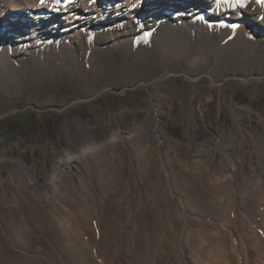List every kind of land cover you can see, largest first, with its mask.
<instances>
[{
	"label": "rangeland",
	"instance_id": "1",
	"mask_svg": "<svg viewBox=\"0 0 264 264\" xmlns=\"http://www.w3.org/2000/svg\"><path fill=\"white\" fill-rule=\"evenodd\" d=\"M241 3L216 9L239 21L214 47L159 53L154 17L97 26L76 58L19 46L23 69L0 66V264H198L243 232L226 178L238 215L263 214L264 4Z\"/></svg>",
	"mask_w": 264,
	"mask_h": 264
},
{
	"label": "bare ground",
	"instance_id": "2",
	"mask_svg": "<svg viewBox=\"0 0 264 264\" xmlns=\"http://www.w3.org/2000/svg\"><path fill=\"white\" fill-rule=\"evenodd\" d=\"M218 7L225 9L227 4L221 2L218 6L217 0H45L44 4L39 0H0V66L10 72L23 69L17 56L25 52L18 53L19 46L43 50L54 45L61 49L66 45L72 51L70 56L76 58L73 46L80 41L94 45L97 26L125 20L147 26L154 17L162 34L156 37L159 53L164 50L161 46L163 38L174 42L193 35L205 36L214 47L216 31H236L237 27L230 25H237L239 21L237 18L231 23L226 18H215ZM145 39V34L137 38L140 42ZM88 55L90 58L92 50ZM94 152L96 149H92L91 153ZM62 181L66 182L65 179ZM224 182L229 193L222 195L227 202L222 216L235 227L241 225L243 232L235 236L225 232L221 242L215 244L205 260L198 264H264L254 257V254L262 256L258 247L264 240V230L258 223L264 224V211L254 219L246 213L238 215L231 202L234 195L232 180L226 178ZM42 183L48 189L51 180L42 179ZM263 187L264 181L260 185L264 195ZM262 204L264 206V202ZM93 239L98 242L100 236L95 233Z\"/></svg>",
	"mask_w": 264,
	"mask_h": 264
},
{
	"label": "snow or ice",
	"instance_id": "3",
	"mask_svg": "<svg viewBox=\"0 0 264 264\" xmlns=\"http://www.w3.org/2000/svg\"><path fill=\"white\" fill-rule=\"evenodd\" d=\"M39 2L41 4H44L45 3V0H39ZM224 3V4H228L229 3V0H217V5L219 6L220 3ZM258 2L264 4V0H258ZM239 6V7H244L243 3H241V0H236V4H233L232 7H236V6ZM230 27L232 28H235L237 27V25H230Z\"/></svg>",
	"mask_w": 264,
	"mask_h": 264
},
{
	"label": "water",
	"instance_id": "4",
	"mask_svg": "<svg viewBox=\"0 0 264 264\" xmlns=\"http://www.w3.org/2000/svg\"><path fill=\"white\" fill-rule=\"evenodd\" d=\"M93 97L96 96V94L92 95Z\"/></svg>",
	"mask_w": 264,
	"mask_h": 264
}]
</instances>
